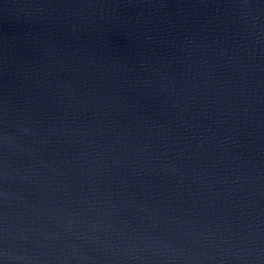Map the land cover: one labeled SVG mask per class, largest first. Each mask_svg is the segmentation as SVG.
I'll use <instances>...</instances> for the list:
<instances>
[{"label":"water","instance_id":"1","mask_svg":"<svg viewBox=\"0 0 264 264\" xmlns=\"http://www.w3.org/2000/svg\"><path fill=\"white\" fill-rule=\"evenodd\" d=\"M0 264H27L0 225Z\"/></svg>","mask_w":264,"mask_h":264}]
</instances>
